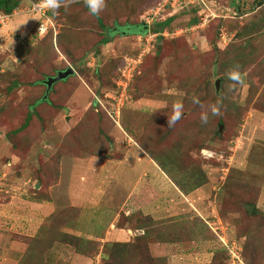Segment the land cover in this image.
<instances>
[{
  "label": "rangeland",
  "instance_id": "374dc122",
  "mask_svg": "<svg viewBox=\"0 0 264 264\" xmlns=\"http://www.w3.org/2000/svg\"><path fill=\"white\" fill-rule=\"evenodd\" d=\"M18 1L6 24L0 20V264L3 258L10 260L5 264H102L103 248L110 243L101 245L93 237L118 202L108 193L96 200L69 188L81 174L80 190L89 195L103 179L89 174L91 162L80 164L76 174L73 165L76 158L94 159L97 153L118 160L134 145L173 178L184 204H191L187 212L196 214L180 212L190 231L184 240L188 253L165 264L208 260L201 252L207 226L194 216L209 207L217 214L209 228L220 236L211 264H264V3L208 0L215 17L201 26L203 15L170 16L163 0H106L96 16L84 0L50 10L51 16L30 11L33 2L43 0ZM229 8L236 14L227 16ZM168 18L173 21L159 40L153 24ZM39 21L49 28L40 37L35 33ZM104 38L109 42L102 45ZM237 65L243 84L228 78ZM67 68L74 74L36 103L46 92L43 81ZM14 82L19 85L11 88ZM218 99L220 114L209 111L208 123L202 124L201 112ZM177 100L184 113L168 127ZM119 186L121 193L125 189ZM165 204L169 208V201ZM83 206L98 212V226ZM124 206V211L142 208L134 200ZM148 217L135 214L128 224L122 217L117 225L135 234ZM65 235L83 242L74 248ZM14 242L20 248L10 249ZM142 263L148 261H131L125 254L111 260Z\"/></svg>",
  "mask_w": 264,
  "mask_h": 264
},
{
  "label": "crops",
  "instance_id": "0c3cea01",
  "mask_svg": "<svg viewBox=\"0 0 264 264\" xmlns=\"http://www.w3.org/2000/svg\"><path fill=\"white\" fill-rule=\"evenodd\" d=\"M206 1L208 2V0ZM207 4L208 5H206V7L186 6L183 10L179 12L177 11L170 16H174L179 13L187 14L192 11H197V13L199 15H203V17L206 14H211L213 16L210 18L211 21V19L214 18L215 15L212 13L213 9L211 8V6H209V2ZM226 11L228 12L227 16H229L230 13L236 14L234 13V11H231L230 8L226 9ZM117 148H121L120 145L117 146ZM122 152L123 153L118 160L114 159L113 154L109 152L110 154L108 158H102L99 156L95 157L94 159L93 157L88 159L76 158L75 161L77 163L73 165V173L76 174L77 168H81V165H83L84 167L86 163L91 162L92 166H90L91 168L89 174H102L101 177H103V179L98 184L99 187L95 189L91 188L89 195H83V191L80 190L85 179L83 175L81 177H78L81 174L77 175L76 177L74 176V185H72L71 183L69 188L72 186L74 192L79 193L80 196L85 198L90 195L92 198V196L95 195L96 200L99 199L97 198V195H105L106 193H108L113 196L112 201L114 200V202H118V207H116V205L115 207L110 209H113L112 211L108 212L109 215L105 217L106 225L105 227H102V230L98 231V234L93 237L94 241L100 242L101 245L112 243L113 241L120 242V240L118 239H123L122 235L125 234L124 240L121 242L127 243L132 242V239L135 236L146 234L150 238L147 247L149 248L152 258L162 260L167 259L169 261H171V259L173 258H176L177 256L184 258L183 254H179L182 252L188 253V249H185L187 248V246L184 240L190 239L187 235V233H190V231L186 229L187 226L182 221H180L181 219L179 217L181 215L180 212L185 210L187 212V210L190 209L187 207H191V204L189 202L186 203V205L184 204L183 200L179 196L180 193L176 189L177 183L169 174H165L160 169V167L150 159L145 151L141 149V147L137 148V145H134V147H130V149L128 148L127 150L124 149ZM92 171H96V173H91ZM147 179L150 181V183L145 182ZM119 183L125 189L121 193V187L119 186ZM167 183H169V186L166 185ZM96 185L97 181L94 182L93 186L95 187ZM110 185H113V187L111 186V189L106 190V188ZM59 189H61V186ZM95 190L97 191V193L95 192ZM94 192L95 194H93ZM125 200L126 202L130 200L132 203L133 200L135 203L141 202L142 208L140 210H136V208H133L132 211L128 209L124 211V209L126 208L124 206ZM164 201H169V208H164V206H166V202ZM212 204L214 203L212 202ZM83 208L88 209L91 214L90 216H93L92 218L95 219L93 226H98V223H96V215L98 214V212L84 206ZM196 211L197 216L194 217H196L197 221L203 223L205 227L207 226L205 232L203 230V233L201 235H205L206 237L208 236V241H205L206 249L201 251L208 258V260L204 263L199 264H211L214 257L219 254L218 250L220 242L218 238H220V236L217 234V232H214L209 228L211 224H214L213 219H217V214L213 211V209H210V207L203 212H201V209H199L200 212L198 210ZM79 212L78 223L81 222V215ZM135 214H140L142 215V217L149 216L143 224H139L137 228H135V234L133 233V231L129 230L126 225H124L123 227H118L117 224L122 217L125 218L124 223L126 219L128 220L125 223L128 224L130 221L129 219H131V217H133ZM187 214L190 216L196 215L192 210L187 212ZM90 216H88V218ZM99 225H102V222L99 223ZM125 229H128V231L131 233L128 234V231L126 232ZM118 236H120L121 238H119ZM20 246L21 245L19 243L14 242L10 244V249L16 250L17 248H20ZM9 258L12 259L11 254L9 255ZM8 261L10 260H6V258H3V264L8 263Z\"/></svg>",
  "mask_w": 264,
  "mask_h": 264
},
{
  "label": "trees",
  "instance_id": "16d2710c",
  "mask_svg": "<svg viewBox=\"0 0 264 264\" xmlns=\"http://www.w3.org/2000/svg\"><path fill=\"white\" fill-rule=\"evenodd\" d=\"M262 1V2H261ZM259 3L262 5L264 3V0H259ZM19 1L18 0H0V14L3 15H10L13 13V11L18 7ZM47 15L51 16V11H49L47 13ZM264 16V13L262 14ZM173 18H168L162 22H156L155 24H153L152 30L151 32L153 34H161L163 33V31L170 26V24L172 23ZM197 21V20H196ZM194 21V23L196 22ZM101 28L103 30H105L106 28H104L103 26H101ZM159 38V37H158ZM159 40H161V37L159 38ZM109 42L108 38H104L101 41L102 45H105ZM207 83H209V80L207 81ZM19 84L14 82L12 84L11 88L17 87ZM46 87V86H45ZM10 90V88H9ZM8 90V91H9ZM43 99V98H42ZM39 100L36 103L43 101V100ZM46 102V101H45ZM34 107V105L32 106V108ZM33 111L29 112L26 116L25 122L24 124L21 126L20 130H23L24 128H26V126L28 125L30 119H31V114ZM100 134V133H99ZM101 135V134H100ZM102 135H106V133L104 132V134ZM106 137V136H105ZM146 150V149H145ZM146 153H149L148 151H145ZM97 155L99 157L102 158H108L109 155H103V153H100ZM103 155V156H102ZM65 243L67 244H73L74 248L75 245H77L76 242H83V240L79 237L76 236H68L65 235ZM149 237L145 234V235H139V236H135L132 239V242H127V243H119V242H114V243H110L106 246H104L102 254H101V261L102 264H111V260H116L117 258H122L124 257V254L126 256H128L129 259H131V261H135L138 258H145V261H148V264H165L164 260L162 259H156V258H152L150 255V251L149 248L146 247L144 245V248L142 247V245L140 244H145L146 242L149 241ZM138 240V241H136ZM98 248L100 247L99 244L96 245ZM143 248V249H142ZM77 252L81 253L80 251V247L75 249ZM107 250H109V254L107 252ZM143 252V253H142ZM143 264V263H142Z\"/></svg>",
  "mask_w": 264,
  "mask_h": 264
},
{
  "label": "clouds",
  "instance_id": "9594fccd",
  "mask_svg": "<svg viewBox=\"0 0 264 264\" xmlns=\"http://www.w3.org/2000/svg\"><path fill=\"white\" fill-rule=\"evenodd\" d=\"M72 0H43L44 7L53 11L55 13L59 8L67 7ZM86 7L89 10V13L93 16L99 15L100 12L106 6V0H84ZM39 10V9H38ZM228 78L234 83L243 84L244 78L239 70V66H235L229 73ZM194 104H200V100L196 97H193ZM222 105V99H218L215 104L210 105L208 110L201 112L200 121L202 124H207L209 120V111L212 116L220 114V107ZM203 107V105H201ZM184 113V104L181 100H177L172 106V114L168 117V127L174 126L182 117ZM140 146L137 145V148Z\"/></svg>",
  "mask_w": 264,
  "mask_h": 264
},
{
  "label": "built area",
  "instance_id": "2783aa9c",
  "mask_svg": "<svg viewBox=\"0 0 264 264\" xmlns=\"http://www.w3.org/2000/svg\"><path fill=\"white\" fill-rule=\"evenodd\" d=\"M163 8H166L167 10H169V15H173L174 13H176L177 11H181L184 9V7L186 6H193V7H206L207 5V1L206 0H163ZM39 9V10H38ZM30 11L32 13H38L42 16L47 15V13L50 11L49 9H47L46 7H44V3L43 1H38V2H33L30 5ZM213 17L211 14H206L204 15V17L201 19V26L203 25V22H209L210 18ZM7 17L6 15L0 14V20L4 21V25L6 24ZM213 19V18H212ZM197 27V26H196ZM0 28H2V22H0ZM194 28V27H193ZM48 26L47 24L44 23H40V21L37 24L36 27V35L43 36L47 33L48 30ZM162 35H164V33H161ZM157 37L159 36V34H156ZM229 250H231L230 254L231 256L234 257L235 254H233V250L229 248ZM238 258V257H236Z\"/></svg>",
  "mask_w": 264,
  "mask_h": 264
},
{
  "label": "water",
  "instance_id": "95a60500",
  "mask_svg": "<svg viewBox=\"0 0 264 264\" xmlns=\"http://www.w3.org/2000/svg\"><path fill=\"white\" fill-rule=\"evenodd\" d=\"M73 74L74 71L71 68H67L64 71H58L55 77L46 78V80L43 81V84L46 86V92L42 100H45L47 98V94L50 91L52 85H54L56 82L65 80L68 76H72ZM219 85H220V80H217L215 82L216 91H218Z\"/></svg>",
  "mask_w": 264,
  "mask_h": 264
}]
</instances>
